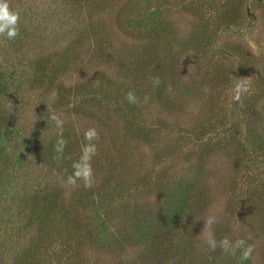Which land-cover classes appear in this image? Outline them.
<instances>
[{"label": "rangeland", "instance_id": "obj_1", "mask_svg": "<svg viewBox=\"0 0 264 264\" xmlns=\"http://www.w3.org/2000/svg\"><path fill=\"white\" fill-rule=\"evenodd\" d=\"M200 2L168 0L171 5L158 12L155 0H91L86 4L9 0L10 7L20 13V34L15 40L0 36V264H11L16 252L32 240L41 196L58 192L68 214L72 208L79 212L83 234L91 235L85 234L80 264H116L134 259L138 248L131 244L120 252L114 245L108 249L109 242L131 239V225H139L148 216L165 219L181 193L187 197L195 190L204 193V200H200L203 205L207 200L210 208L192 220V235L175 236L183 239L184 246L193 245L192 261L199 264L212 252L204 240L211 231L217 241L225 236L233 242L249 240L246 243L254 245L251 264H264V236L255 235L253 230L264 214V147L255 148L264 139V0H213L204 14L208 20L220 16L218 13L228 6L242 4L240 18L234 24L219 26L210 45L213 55L204 57L191 46L198 21L190 8ZM159 13L170 23L172 32L167 34L175 38L170 45L179 55L182 79L177 90L175 86L172 89L182 107L168 112L154 100L136 105L140 107L139 119L146 117L151 130L158 129L152 132V141L144 143L126 129L121 113L123 97L114 96L108 105L101 98L105 85L93 75L112 68L115 60L108 54L109 46L137 44L131 37L133 29L140 25L144 29L145 22L156 21ZM128 15L132 20L127 21ZM139 19L142 22L136 24ZM95 30L102 34H95ZM106 37L112 40L111 45L105 43ZM237 53L248 60L241 61ZM41 57L54 65L63 62L65 69L58 73V80L64 89L78 86L79 97L90 89L94 93L90 98L95 101H88L85 95L83 99L71 94L63 98L56 86L47 89L33 84L34 66ZM108 77L116 80L111 74ZM90 79L94 82L88 85ZM241 80L247 82L248 91L237 102L233 88ZM96 87L101 90H94ZM79 103L82 105L75 108ZM252 103L257 121L249 109ZM50 112L65 120L63 137L68 134L76 141L78 160L84 132L91 127L103 140L95 142L97 154L92 160L104 157L103 143L107 146L113 141L126 154L128 161L122 170H114L112 184L94 190L86 189L80 181L76 186L66 183L73 169L66 170L43 155V147L58 139ZM253 126L255 138L249 133ZM230 136L233 141H228ZM215 141L220 144L216 149L212 146ZM239 143L244 144L248 156ZM211 148L213 151L204 157L202 152ZM72 150L64 157L74 156L77 150ZM102 172L94 185L103 179ZM210 214L217 222L207 229L204 219ZM219 222L226 225L222 236L215 233ZM58 243L59 239L53 243L56 249ZM239 255L238 251L222 256L237 261ZM54 262L69 264L64 259Z\"/></svg>", "mask_w": 264, "mask_h": 264}, {"label": "trees", "instance_id": "obj_2", "mask_svg": "<svg viewBox=\"0 0 264 264\" xmlns=\"http://www.w3.org/2000/svg\"><path fill=\"white\" fill-rule=\"evenodd\" d=\"M72 1H81L85 4L91 2V0ZM192 1L194 0H188L191 4ZM199 1H201L200 5L193 3L190 8L192 16H197L195 19L198 21L195 25L197 28L194 37L196 38L194 41H191V46L196 54H200L204 57V55H213L210 51V45L219 26H228L238 21L242 4H239L238 6L233 5L232 7L228 6L225 8L226 10L222 9L220 13H218L220 16L214 17L213 20H208L204 17V14H208L210 3L213 0ZM155 3L157 5L156 8L159 9L158 12L161 11L162 7L164 8V6L171 5L168 3V0H155ZM160 4L163 5L158 7ZM183 6L185 5L183 4ZM129 11L132 12V9ZM157 18L159 19V22L157 21L158 19L156 21H153L154 19L147 20L144 29L142 28V25L138 26L137 29H133L131 37L136 39L137 44L132 45L131 47L122 45H119L118 47L116 45H111L112 40L106 37L105 43L112 46H109L108 54L115 60L112 61L114 64L110 62L112 63L111 69L108 70L107 67L106 71L99 70L93 75H97L101 78L98 82L99 84L103 83V85H105L101 98L104 97V99L109 102L108 105H110V102H114V96L120 94L121 97H123L122 101L124 103V109L121 108V113L123 115L124 123L126 124V129L131 133V137L137 138L144 143L151 142L152 132L156 133L158 131V129L151 130L152 126L148 125L146 117L145 119H139L141 114H138V112L143 105V98L145 95L150 97L149 101H157L158 107L166 109L168 112L175 111L182 107L181 101L173 96L174 91L172 89V87L175 86V89L177 90L182 79L178 64L179 55L174 52V49H172L170 45V40H175V38L171 33L167 34V32H172L169 31L170 23H168V19L160 17V13ZM128 20H132L129 15L127 21ZM141 22L142 20L139 19L135 23L140 24ZM146 23H149V25ZM24 25L22 26L25 27ZM95 31L98 32L95 34H102L99 30ZM85 34L87 36V33ZM186 44L190 43L187 42ZM243 55L244 54H236L239 59L243 58L248 60V57ZM51 62L50 59L44 57L38 59V62H36V65L34 66L35 75L32 83L36 84L37 87L43 86L47 89L56 86V92L58 89L59 92L57 93L60 96L63 95V98L70 94L72 97H79L78 91L80 88L78 86L64 89L61 86V82L58 80V73L65 69L63 62L58 61L55 65ZM109 74L116 77V80L112 81L108 77ZM152 77L160 78L161 83L159 86H153L151 83ZM117 79H119V81H117ZM89 82L88 85H90L91 82H94V80L90 79ZM108 87L109 90L107 89ZM112 89H115V91ZM94 90H101V87H96ZM130 90L134 91L139 98V104H130L125 99L126 93ZM62 91L65 92V94H61ZM67 92L69 93L66 94ZM92 93L93 91L87 89L84 94H80L79 98L83 99L82 97L85 95V99L87 97L89 98L88 101H95L93 98H90ZM177 96L178 92L176 94V97ZM149 101L146 105L149 104ZM81 105L82 104L79 103L75 108H78ZM136 105L140 107H137ZM142 108H144V106ZM249 109L252 111L251 114L253 115V121H257L258 118L254 115V103L250 105ZM254 130L255 126L249 130V133L253 138L257 137ZM102 135L103 133H101L100 137ZM64 139H66L68 143L64 149L63 155L59 159H57L58 154L54 150L56 140L43 147V155H46L48 159L56 163L58 166H63L64 169L69 170L72 168L73 162L78 160L77 143L70 138L68 134ZM101 139H99V141L102 142L103 140ZM228 141H233L232 136L229 137ZM261 142L262 144H259V146L255 148L260 146L264 147V139ZM85 143L84 140V144ZM219 145V141L212 142L213 148H217ZM239 146L241 147L243 154L248 156L244 144L239 143ZM107 147L113 152H110ZM213 148L204 150L202 152L204 157L209 155V153L213 151ZM70 149H73L71 153L75 152L74 149L77 150L75 155L65 158V155H69ZM101 150H103L101 152L104 157L99 160H92L91 162L95 179L103 171V179L97 186L94 185V187H92L94 190H96V188L108 187L112 184L116 177V175H114V170H122V167L128 161L126 154L114 146V141L110 145L107 144V146L103 143ZM106 170H108V174H104ZM191 193L192 194L187 197L186 194L181 193L175 203L176 207L169 211V214L166 213L165 219H162L161 216H156L150 219L148 216L147 218H144L139 225H131V234L133 235L131 239L126 240V238H118L114 242H109V244H107L108 249L114 245L116 248H120V252L126 250L131 244L134 245L131 247L138 248V253L134 259L126 261L122 260L116 264H196L192 261L194 251L193 245L189 243V245L187 244L184 246L185 243H182L183 239H175V236L179 237L178 235H181L180 237L192 235V230L195 225L192 220H195V218L203 211L206 214L207 209L210 208V204L207 200L203 205L202 200H204V193L197 190L192 191ZM116 196H119V194H116ZM60 199L61 196L58 192L56 195L47 194L41 196L39 212L37 213L39 219L35 218L37 224L33 229L32 240L29 241L23 250L16 252L11 260V264H55V260L62 261L63 259L69 264H80L79 261L83 260L82 243H84V239L86 238L85 234L88 235V232L83 234L85 227L81 224V216L79 212L73 211L72 208L68 214L64 206L59 202ZM205 199L210 200V197L207 196ZM188 200L191 204L187 203ZM173 215H177V218ZM257 222L258 224L253 227V230L255 231V235H261V237H263L264 214ZM226 232L227 230L224 222L216 224V235L222 236ZM240 233L244 235V230L242 228L240 229ZM131 234L129 235L132 236ZM88 236L91 237V235ZM57 239H59L58 244L60 245L58 249H56L53 244ZM246 241L250 243L249 240ZM51 245L53 246L51 247ZM47 246L49 248L46 249ZM63 250L64 252L62 255ZM58 252L61 253L58 255ZM224 254L225 253L217 247L215 251L210 252L209 256L207 255L204 261L199 264H217L218 260L220 261V264H251L250 260H244L241 262L240 259H238L236 261L231 258L223 257L222 255Z\"/></svg>", "mask_w": 264, "mask_h": 264}, {"label": "clouds", "instance_id": "obj_3", "mask_svg": "<svg viewBox=\"0 0 264 264\" xmlns=\"http://www.w3.org/2000/svg\"><path fill=\"white\" fill-rule=\"evenodd\" d=\"M19 23H20V13L10 7L9 0H0V36H5L8 40H15L19 36ZM151 83L154 87L159 86L161 80L159 77H152ZM248 91L247 82L244 80L238 81L233 88V99L237 102L241 100L244 93ZM125 99L130 104H139L140 100L136 96L134 91H128L126 93ZM150 97L145 95L143 98V103L147 104ZM49 119L55 122L58 129V139L55 145V152L58 154L57 159H59L67 145V140L63 137V126L65 120L59 115L51 113ZM84 139L87 141L81 149V155L79 160L74 161L72 164L73 172L67 177L66 183L68 185L76 186L77 182L83 183L86 189H91L94 187L95 178L92 168V158L97 154L96 141L99 140V133L95 127L88 128L84 132ZM204 227L211 229V227L217 222V218L214 214L208 215L205 219ZM205 243L208 248L215 251L219 247L224 253L236 255L239 251V259L241 262L244 260H249L252 258L254 251V245L247 244L242 238L236 239L234 242L230 240L227 236L223 237L221 240L217 241L215 236L211 231L204 237Z\"/></svg>", "mask_w": 264, "mask_h": 264}]
</instances>
